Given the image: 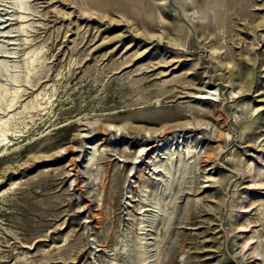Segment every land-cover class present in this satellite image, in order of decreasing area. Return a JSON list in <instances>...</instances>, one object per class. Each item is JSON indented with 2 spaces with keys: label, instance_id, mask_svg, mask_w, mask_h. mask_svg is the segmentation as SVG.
I'll use <instances>...</instances> for the list:
<instances>
[{
  "label": "rangeland",
  "instance_id": "374dc122",
  "mask_svg": "<svg viewBox=\"0 0 264 264\" xmlns=\"http://www.w3.org/2000/svg\"><path fill=\"white\" fill-rule=\"evenodd\" d=\"M248 1L0 0V264H264Z\"/></svg>",
  "mask_w": 264,
  "mask_h": 264
},
{
  "label": "bare ground",
  "instance_id": "6f19581e",
  "mask_svg": "<svg viewBox=\"0 0 264 264\" xmlns=\"http://www.w3.org/2000/svg\"><path fill=\"white\" fill-rule=\"evenodd\" d=\"M210 3H215V4H217L218 6H221V12H223L224 13V15H226V8H228V7H232V6H234L235 7V9H239L238 8V2H239V0H208ZM244 1H246L247 2V4L249 3V1L248 0H244ZM242 2V1H241ZM217 10H219V9H217ZM220 13V12H219ZM218 16H219V14H218ZM225 19H226V17H225ZM215 21H217V18H216V20ZM219 22V21H218ZM218 22H217V24H218ZM174 23V22H173ZM213 23V22H212ZM220 24V23H219ZM222 24V23H221ZM225 24V23H224ZM251 26H252V29H254V30H257L258 28H264V16L261 18V20L259 21V22H254V23H249ZM223 26V25H222ZM219 28V27H218ZM176 30L177 31H179L180 32V30H181V27L180 26H176ZM170 31H171V29H170ZM178 35V34H177ZM176 38V37H175ZM181 37L179 36V37H177V39H175V40H173V41H171L170 40V43L172 44V45H177V41L178 40H181L180 39ZM173 42V43H172ZM253 48L254 49H257V48H259V42L258 41H256V38H254L253 39ZM177 46H179V45H177ZM171 57V60L172 61H174V63H178V62H180V64H181V62L182 61H184L183 59H182V57H181V54H179V53H176V54H173V56H170ZM223 66L224 67H227L228 65L227 64H223ZM16 96V95H15ZM4 123L5 122H0V149L6 144V141H8V139H9V130L8 129H5L4 127H3V125H4ZM165 132V131H164ZM8 143V142H7ZM152 155V154H151ZM148 156H150V153H148ZM208 158H211V157H209L208 156ZM207 161H209V159H205L204 160V162L206 163ZM253 165L251 164V165H248V170L249 171H252V169H253V167H252ZM157 168V167H156ZM160 171V170H159ZM44 211V210H43ZM93 217L95 218L96 216L93 214ZM97 219V218H96ZM35 223V222H34Z\"/></svg>",
  "mask_w": 264,
  "mask_h": 264
}]
</instances>
